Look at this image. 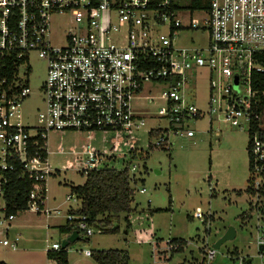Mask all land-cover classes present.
I'll list each match as a JSON object with an SVG mask.
<instances>
[{
    "label": "built area",
    "instance_id": "built-area-1",
    "mask_svg": "<svg viewBox=\"0 0 264 264\" xmlns=\"http://www.w3.org/2000/svg\"><path fill=\"white\" fill-rule=\"evenodd\" d=\"M203 2L198 21L191 16L194 4L182 0H0V193L4 174L21 165L25 175L42 184L31 190L28 210L52 216L45 200L47 180L54 173L48 135L54 131H80L89 138L95 132L114 134L117 140L110 149L85 147L80 171L86 176L123 158L134 177L139 165L125 159L142 153L135 134L147 117H155L148 109L139 110L135 101L157 104L158 117L167 121L165 128L150 130L159 131L149 132L154 138L150 148H168L171 135L194 137L189 122L203 111L187 101L186 89L199 70H206L208 114L219 113L234 126L248 123L251 185L259 201L264 188V91L254 88V74L264 73V0ZM194 30L205 37L204 45L177 46L179 32ZM31 52L47 63L45 108L35 127L23 124L20 113L31 93ZM147 83L165 89L159 96L142 94ZM69 166L76 164L70 161ZM68 218L78 219L83 233L93 235L86 216ZM258 230V246H264V226ZM3 243L17 247V241ZM168 243L171 251L178 247ZM48 248L62 247L54 243ZM259 254L264 258V251ZM215 255L210 247L205 258Z\"/></svg>",
    "mask_w": 264,
    "mask_h": 264
},
{
    "label": "rangeland",
    "instance_id": "rangeland-1",
    "mask_svg": "<svg viewBox=\"0 0 264 264\" xmlns=\"http://www.w3.org/2000/svg\"><path fill=\"white\" fill-rule=\"evenodd\" d=\"M195 1L182 0L188 5ZM199 9L195 8L191 16L201 21L203 14ZM57 25L62 26V20ZM204 43L205 37L195 30L179 32L176 40L179 47ZM29 65L31 93L23 101L20 113L23 124L35 127L39 125V112L45 108L42 86L47 77V63L38 52H31ZM164 89L163 84L147 83L142 94L159 96ZM208 98V73L199 70L186 89V99L198 106L203 116L189 122L194 137L171 135L168 148H150L154 140L150 130L167 126V121L157 115L158 105L135 101L139 110L148 109L155 117H147L145 126L135 134V146L142 153L125 159L139 165L134 172L137 183L132 182L135 191L132 211L122 213L114 221L115 232L96 226L92 227V236L83 233L80 240L66 248L69 264H99L92 256H86L85 251L110 249L128 251L130 264H264L257 239L258 227L264 226V213L260 210L264 200H257L256 190H248L252 178L248 123L243 121L234 126L219 113L211 117ZM48 136L49 161L54 173L47 180L45 201L52 216L47 218L45 213L26 210L9 220L0 193V261L8 264H58L48 262L46 251L48 246L61 245L68 238L60 227L66 223L70 209L81 207L75 196L68 199L71 187L86 181L79 162L86 156L80 151L89 144L100 150L110 149L117 140L114 134L101 132L90 138L80 131H54ZM127 149L122 145V151ZM70 161L76 166H69ZM125 164L119 158L111 166L123 169ZM142 188L146 190L144 193L140 192ZM253 206L256 207L251 210ZM244 213L249 216L244 217ZM230 227L235 229V237L215 249L214 259H206L207 249ZM173 239H184L187 246L172 253L168 242ZM5 240L17 241L16 249L5 245Z\"/></svg>",
    "mask_w": 264,
    "mask_h": 264
},
{
    "label": "trees",
    "instance_id": "trees-1",
    "mask_svg": "<svg viewBox=\"0 0 264 264\" xmlns=\"http://www.w3.org/2000/svg\"><path fill=\"white\" fill-rule=\"evenodd\" d=\"M193 4L195 8L205 6L203 0H196ZM254 88L264 91V73L254 74ZM262 109H264V104ZM158 132L152 130L150 134L156 135ZM249 168L251 170L250 153ZM4 175L7 178V181L2 184L5 199L4 212L5 217L8 218L11 215L16 216L19 212L28 210L31 190L36 186H42V184H36L25 175L21 165H17L16 171L6 172ZM135 180L137 179L130 174L128 167L123 169L104 167L89 171L83 185L71 187L70 195L76 196L81 203V207L78 210L70 209L69 214L86 216L91 226L100 227L106 232H115L117 228L113 225L114 221L119 220L122 213L132 211L131 205L135 193L132 182L137 183ZM248 190H253L251 183ZM260 197L264 200V188L260 189ZM255 207H251V210ZM260 210L264 213L262 206H260ZM243 216L246 217L249 214L244 213ZM78 221V219L71 220L67 218L66 224L60 227L61 232L71 235L73 231H78V240H80L83 231L78 227ZM170 243L178 245L176 249H172V253H176L183 251L188 241L173 239L170 240ZM47 254L50 259L57 261L58 264H68V251L66 248H61L59 251L48 250ZM92 257L99 264H130V256L126 250H96L92 251ZM0 264L7 263L0 261Z\"/></svg>",
    "mask_w": 264,
    "mask_h": 264
},
{
    "label": "water",
    "instance_id": "water-1",
    "mask_svg": "<svg viewBox=\"0 0 264 264\" xmlns=\"http://www.w3.org/2000/svg\"><path fill=\"white\" fill-rule=\"evenodd\" d=\"M263 208H264V204H263ZM236 235L235 229L233 227H230L226 233L215 243L213 244V248L215 249H219L221 247V245L223 243H225L226 241L233 239ZM79 238V234L78 231H73L71 235L68 236L67 239H65L62 244L61 247L62 248H67L69 246L70 243H74L78 240ZM259 251L263 252L264 251V246H259ZM248 263H251V259L248 260Z\"/></svg>",
    "mask_w": 264,
    "mask_h": 264
},
{
    "label": "crops",
    "instance_id": "crops-1",
    "mask_svg": "<svg viewBox=\"0 0 264 264\" xmlns=\"http://www.w3.org/2000/svg\"><path fill=\"white\" fill-rule=\"evenodd\" d=\"M84 149H85V147H84V145H83V147H82V150L80 151L81 153H84ZM48 197V196H47ZM47 200H48V198H47ZM46 204H47V201H45V206H46ZM67 222V221H66ZM66 224V223H65ZM64 224V225H65ZM63 226V225H62ZM66 234V236H69V234H67V233H65ZM86 255V254H85ZM87 256V255H86ZM92 256V255H91ZM46 257L48 258L47 260H49L48 262H54L55 260H53V259H50L49 257H48V254H47V251H46ZM4 262H6V261H4ZM57 262V261H56ZM7 263V262H6ZM8 264V263H7ZM68 264H69V260H68Z\"/></svg>",
    "mask_w": 264,
    "mask_h": 264
}]
</instances>
